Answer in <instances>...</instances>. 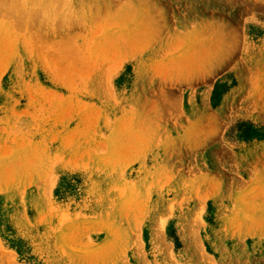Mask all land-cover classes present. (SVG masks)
<instances>
[{
  "label": "rangeland",
  "instance_id": "1",
  "mask_svg": "<svg viewBox=\"0 0 264 264\" xmlns=\"http://www.w3.org/2000/svg\"><path fill=\"white\" fill-rule=\"evenodd\" d=\"M0 264H264V0H0Z\"/></svg>",
  "mask_w": 264,
  "mask_h": 264
}]
</instances>
